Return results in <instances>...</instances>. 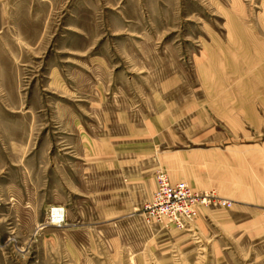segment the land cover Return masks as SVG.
Segmentation results:
<instances>
[{
    "label": "rangeland",
    "instance_id": "1",
    "mask_svg": "<svg viewBox=\"0 0 264 264\" xmlns=\"http://www.w3.org/2000/svg\"><path fill=\"white\" fill-rule=\"evenodd\" d=\"M0 264H264V0H0Z\"/></svg>",
    "mask_w": 264,
    "mask_h": 264
},
{
    "label": "built area",
    "instance_id": "2",
    "mask_svg": "<svg viewBox=\"0 0 264 264\" xmlns=\"http://www.w3.org/2000/svg\"><path fill=\"white\" fill-rule=\"evenodd\" d=\"M208 200L201 199L183 184L172 185L166 177L161 176L154 200L158 210L156 209V213L152 211L149 214L157 220H167L184 230L186 225L197 217L196 207L199 202L206 207L217 202L214 197Z\"/></svg>",
    "mask_w": 264,
    "mask_h": 264
},
{
    "label": "crops",
    "instance_id": "3",
    "mask_svg": "<svg viewBox=\"0 0 264 264\" xmlns=\"http://www.w3.org/2000/svg\"><path fill=\"white\" fill-rule=\"evenodd\" d=\"M213 152V150H206V152H203V150L202 152L192 151L189 153L175 152L166 156L165 159L170 164L168 170L174 174L172 176L175 180H184L196 190H202L206 189L209 177L199 170L203 168L204 164L207 168L210 167L212 169L215 167L212 161L214 158L217 159V155ZM114 167H122V163L114 162Z\"/></svg>",
    "mask_w": 264,
    "mask_h": 264
},
{
    "label": "bare ground",
    "instance_id": "4",
    "mask_svg": "<svg viewBox=\"0 0 264 264\" xmlns=\"http://www.w3.org/2000/svg\"><path fill=\"white\" fill-rule=\"evenodd\" d=\"M53 219L55 223H59L61 222V220L64 219V211L60 208V209H53Z\"/></svg>",
    "mask_w": 264,
    "mask_h": 264
}]
</instances>
